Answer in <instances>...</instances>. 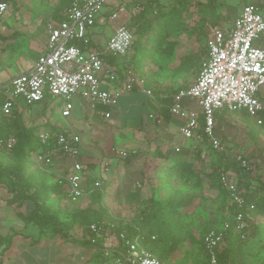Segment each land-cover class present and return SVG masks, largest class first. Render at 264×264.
I'll return each mask as SVG.
<instances>
[{
    "label": "built area",
    "instance_id": "1",
    "mask_svg": "<svg viewBox=\"0 0 264 264\" xmlns=\"http://www.w3.org/2000/svg\"><path fill=\"white\" fill-rule=\"evenodd\" d=\"M112 0H74L65 10L64 19L49 18L45 23L46 47L38 55L34 66L27 72L14 76L8 86L1 111L10 116L19 100L29 104L42 102L46 95L52 97L58 108L60 119L67 124L74 108V98H81L97 116L108 119L111 108L118 104L122 93L142 86L147 95L153 97L152 89H145V81L133 69L130 52L137 39L136 33L127 25H119L104 46L97 44L90 35L91 29L99 20L103 7ZM10 8L8 0H0V25ZM125 9L121 5L109 17L118 18ZM145 9V3L138 1L131 11L137 17ZM264 3H246L237 16L220 26L208 30L209 59L203 63L195 81L180 89L174 96L170 113L183 121L181 134L197 142L208 141L215 149L221 142L215 134L217 113L222 109L231 112L246 111L249 116L262 123L264 109ZM105 55L116 57L114 64ZM125 60L126 64L117 62ZM59 99V102H56ZM186 100L194 101L200 112L187 106ZM109 109V110H107ZM204 129L201 131L200 118ZM150 119L155 115L150 114ZM57 130L42 128L39 140L47 144L55 139L53 147L38 152L35 162L50 170L61 162L67 166L60 176L68 184V196L79 202L93 190H102L103 184L95 180L88 185V168L78 159L81 136L75 128L58 124ZM14 137L1 142L3 148L11 149ZM123 158L129 156L126 150L120 151ZM243 173H252V162L245 157L237 159ZM222 185L226 188L230 203L235 207L233 222L226 220L219 229L207 231L203 236L204 254L208 264H221L219 254L227 245V232L234 227L244 238L251 218L250 197L239 186L238 173L223 170L220 173ZM89 240L98 244L102 240L110 251L106 257L112 258L100 264H167L144 243L142 235L129 237L125 231L114 232L115 226L103 222H93L87 226ZM152 239H156L153 235ZM116 241V244H112ZM121 248L114 249L119 246Z\"/></svg>",
    "mask_w": 264,
    "mask_h": 264
},
{
    "label": "rangeland",
    "instance_id": "2",
    "mask_svg": "<svg viewBox=\"0 0 264 264\" xmlns=\"http://www.w3.org/2000/svg\"><path fill=\"white\" fill-rule=\"evenodd\" d=\"M65 1L68 0L12 1L6 20L0 25V97L8 91L14 76L34 66L37 56L45 49V22L53 13L57 12L56 14L59 15V12L64 11ZM141 1L147 3L148 0ZM154 1L164 15L179 12L186 16V22L177 21L169 25L165 35L159 30V26L157 27L159 23L156 22L157 18H154L152 13H147L146 19H149L157 29L150 30L147 34H143L144 36L138 34L141 37H138L135 47L130 52V63L132 67L136 64L134 70H137L136 73L140 77L142 74L146 81L148 79L154 82L157 92L161 93L164 82V80L161 81L162 83L155 81V78L160 76L166 80L168 88L175 87L172 89V94H175L192 84L200 71L196 59H192V56L201 53L208 44V35L204 37L199 33V25L203 23L202 18L213 22L219 17L221 19L226 16L227 13H231V16L235 15L238 8L225 5L223 12L218 3L220 11L205 13L199 8V4L205 0ZM105 9L107 8L103 7V10ZM121 20L122 16H118L108 23V27L118 25ZM139 25L138 21L134 23L135 28L141 27ZM205 27H207L206 24L202 26L206 32ZM100 30L107 32L105 27H101ZM174 42L176 44L173 49ZM135 60L140 64L139 66ZM121 61L124 65L126 64L125 60ZM56 102H59V99H56ZM54 104L53 100H49L27 107L21 119L22 127L18 122L5 126L3 131L0 129V157H9L10 161L17 163L19 156L3 148L1 142L11 137H14L17 142L21 136L26 135L35 143L36 133L51 125L55 118H58L59 124L64 125L58 108ZM3 123L4 118L0 115V124ZM258 128L260 136L257 135V137L261 139L260 147L264 151V123L258 125ZM174 150V156L167 160H155L150 157L145 159V163L150 164L156 171L153 172V174L156 173V176L155 174L153 176V195L148 196L150 200L126 202L118 198L112 203L105 200V204L96 206L97 212L88 215L85 225L93 221L121 223L122 219L134 222L136 218V221L138 219L146 226L153 225L160 229L163 237L157 246L163 248L165 244L170 246L172 241L178 243L176 251L163 259L167 264H203L205 254L202 249V237L207 231L219 229L222 226L230 208L229 199L219 180L224 164L221 159H218L219 149L213 147L210 151L203 152L195 146L190 159L187 153L181 152V147L177 146ZM35 153L33 150L29 151L27 160L29 164L24 172V181L34 184V195L36 192L39 195H49L53 192L46 187L49 174L43 166L35 162ZM119 159L124 158L119 154ZM144 178H146L145 172H143L142 183ZM9 185V178L0 179V193L10 192ZM108 187L112 188V186H104V193L111 192ZM131 188L133 191H139L142 187L137 182ZM133 194L134 192L131 193V197ZM155 214L158 216L155 217ZM71 215V217L77 215V219L80 216L83 217L78 212ZM56 221L59 225L64 223L57 216ZM247 222L248 228L243 232L245 237L242 238L240 234L241 238L235 247L230 264H264V213L252 216L247 219ZM112 244L115 245L116 241ZM155 254L160 255L161 252L155 249Z\"/></svg>",
    "mask_w": 264,
    "mask_h": 264
},
{
    "label": "crops",
    "instance_id": "3",
    "mask_svg": "<svg viewBox=\"0 0 264 264\" xmlns=\"http://www.w3.org/2000/svg\"><path fill=\"white\" fill-rule=\"evenodd\" d=\"M8 1L11 7L13 0ZM138 1L141 0H112L107 3L104 6L107 9H102L99 20L90 31L92 39L102 47L114 34L117 26L122 24L135 32L136 28L133 25L135 17L131 16V11ZM217 2L221 4L220 9L223 12L225 5L238 8L232 20L244 4L264 3V0H217ZM121 5L125 7L119 12L122 20L118 25L109 28L108 23L112 21L109 17ZM55 16L53 13L50 18L59 20ZM5 20L6 17L3 22ZM101 27H105L107 32H102ZM136 36L138 39L137 34ZM262 44L264 45V42ZM117 62L123 64L121 59H117ZM162 80H164L163 83ZM155 81L162 83L161 93L157 92L154 82L147 79L144 88L152 89L153 97L147 95L142 86L124 92L120 95L118 104L111 108V117L108 119L97 116L81 98H74L76 100L71 117L64 126L75 128L81 136L78 159L88 168L89 186L95 180L102 182L101 204H105V200L112 203L118 198L126 202L150 200L148 196L153 195V176L154 174L156 176L153 172L156 171L150 164L145 163L147 157L155 160L170 159L174 156V149L177 146L181 147L182 153L188 154L189 159L195 146L203 152L212 149L208 141L197 142L181 134L180 126L183 121L172 115L168 116L164 109L166 108L164 98L175 95L176 93L172 94V89L175 87L168 88L166 80L160 76H157ZM262 102L264 106V96H262ZM185 104L200 112L196 102L186 100ZM150 114H154L155 118L150 119ZM261 118L262 123H258L246 111L231 112L222 109L217 113L215 127V134L221 142V148L217 154L219 160L237 162V159L242 156L252 162L253 172L243 178L239 169H228L238 173L239 185L240 183L245 185L250 199L264 194V151L260 147L261 139L257 137L260 133L258 125L264 123V109ZM52 122L53 125L60 123L58 118ZM122 150L129 152L130 161L126 162L127 157L123 160L119 159ZM67 165V162L64 164L61 162L47 170L49 176L46 187L53 191L49 195L34 196L33 189L25 196H19L12 191L0 193V264H100L105 258L114 256L111 254L106 257L105 252L110 251V247H106L103 241L100 248L89 240L86 219L89 214L98 210L96 208L99 203L92 201L91 192L77 203L71 201L68 196V184L60 177ZM237 167L240 168L238 162ZM143 172L146 173V178L142 183ZM137 182L142 188L139 191H133L131 187ZM104 186H112V188L108 187L111 192L104 193ZM132 192L134 194L131 197ZM76 212L83 217L80 216L79 219L76 218L77 215L71 217V214ZM56 216L64 223L59 225ZM122 220L121 223H103H106L107 227L114 225V232L124 230L122 226L125 225L133 226L131 220ZM121 247L120 244L114 249Z\"/></svg>",
    "mask_w": 264,
    "mask_h": 264
},
{
    "label": "trees",
    "instance_id": "4",
    "mask_svg": "<svg viewBox=\"0 0 264 264\" xmlns=\"http://www.w3.org/2000/svg\"><path fill=\"white\" fill-rule=\"evenodd\" d=\"M73 1L74 0L65 1L63 3L64 7L66 6V8H67ZM185 2H186V0H185ZM218 6H219V4H218L217 0H205L204 2L199 4L200 10H203V12H205V13H212V11H215V10H217V12H218L219 11ZM66 8L64 9V11L59 12V15L56 14L57 13L56 12L55 15H57V16H55V17L58 18L59 20H63L64 19V12H65ZM149 12L152 13L154 18H157L156 22H159L157 27L159 26V30L162 31L163 34H165V35L167 34V31L169 30V29H167V27L169 25L171 26L172 24H175L177 21L186 22V20H185L186 16L182 15L181 13L173 12L172 14L168 13L169 15L166 16V15H164L163 12L159 11L158 4L154 0H148L147 3H145L144 11L141 14H139L137 17H135L134 21H133V25H134V23H136V21H138L140 23L139 26H141L139 28L137 27L135 30L137 35L141 34L142 36H144L143 34H147L150 30L155 31L157 29V27L152 25V23L149 19H146V15ZM185 13H187V12H185ZM231 18H232L231 13H227L226 16H223L221 19L219 17L218 18L219 20L215 19L213 22L207 20V18H202L203 23L201 24V26L199 25V30H200L199 33L203 34L205 37L208 35V30L210 27L220 26V25H222L223 22L231 21ZM222 19H224V20H222ZM142 24H144L143 27H142ZM205 24L207 26V27H205L206 32L202 28V26H204ZM141 35H138V37L140 38ZM136 41H135V44H136ZM135 44H134V47H135ZM172 44L175 45V42ZM104 57L111 64H114L116 62V57L113 55L112 56L111 55H105ZM192 59H196V63L199 65V68L201 71L203 63L209 59L208 44L206 45L205 50H203L201 53H199L197 55H193ZM132 61H133V63H135L134 59ZM136 63H137V61H136ZM137 65L139 66L140 64L137 63ZM133 66L136 67V64L135 65L133 64ZM134 67H133V69H134ZM143 76L144 75L141 74V77L146 82V79ZM173 96L164 98V102L166 104V108H164V109H166V114H168V116L171 115L170 106L173 102ZM5 97H6V93L2 97H0V115L2 118H4V123L0 124V129H2V131L4 130L5 126L12 125V124L18 123V122L20 123L19 125L22 127L23 123H22L21 119L23 116L24 109L27 107L34 106L35 104L41 103V102H38V103H34V104H29L25 100L21 99L18 102L19 107H16L13 110L12 114L10 116L6 117L2 114V111H1V107H2V104H3ZM49 100H53V99L51 96H49L47 94L45 99L42 101V103L49 101ZM200 124H201V131H202L204 129V121H203L202 117L200 118ZM46 128H48L50 131L57 130V126L53 125V124L48 125ZM38 132L36 133V138L34 140L35 143L32 142L31 138H28L26 135H24L23 137L21 136V138L17 142H15V144L13 145V147L11 149H8L10 151H13V153H15L16 156H19V158H18L19 161L17 163H15V161L14 162L10 161L9 157H3V158L0 157V179L9 178L10 179V185L9 186L11 188L10 190L19 196H25L27 192H29L31 189L34 188L33 187L34 184L26 183V181H24V172H25V169L27 168V165L29 164L27 162V160L29 158V151L33 150L36 153L46 151V150L50 149L51 147H53L55 144L54 138L51 139L50 142L47 144L42 143L39 140ZM130 158L131 157H127L126 162L130 161ZM221 160L223 161V164H224L222 166L221 171L228 170L231 168H236V169H239L240 175L242 178H243V176H247L249 174V173H243L241 171V169L237 167V162L235 160L230 161V162H225V160H223V159H221ZM219 180H220V176H219ZM220 183H221V180H220ZM221 186L225 190L226 195L229 199L228 192H227L226 188L222 185V183H221ZM239 186L241 189H243L245 191V193H247V189L245 188V185L243 186V184L240 183ZM91 193H92L91 194L92 201L93 202L98 201V203L100 205L102 202V200H101L102 199V192L100 190H93ZM36 195H38L37 192L35 193L34 196H36ZM229 202H230V199H229ZM249 203H251L253 206V208L250 210L251 216L254 217L257 214L264 213V194L255 196L254 198L249 200ZM95 212H97V210H95ZM228 213H230L229 219L233 222V216L235 214V207L231 203H230V208H229ZM154 216L157 217L158 214H155ZM138 221H139L138 219H137V221L135 219L134 222H132L133 226L132 225L122 226V228L124 230H120V231L118 230V233L121 231H125L129 237H134L136 235H142L144 237L143 243L151 251H153L155 253V249H158L161 252V254L158 255L161 259H165V258L171 256L176 251L177 246H178L177 242L172 241L170 246H167L165 244L163 246V248L157 246V244L160 242L161 238L163 237L160 229H158L157 226H153V225L146 226V225H144ZM153 235L156 236V239H152ZM240 238H241L240 233L238 231H236L234 229V227L232 226V228L230 230H228V232H227V236H226L227 245H226L225 249L219 254V261L221 264H230L231 263V259L234 255L235 247H237V243H238V241H240ZM201 242H202V249H204L203 237H202ZM97 246L102 248V240H100V239L98 240ZM203 264H208V258L206 255H205V262Z\"/></svg>",
    "mask_w": 264,
    "mask_h": 264
}]
</instances>
